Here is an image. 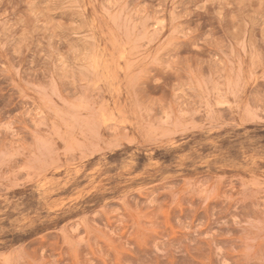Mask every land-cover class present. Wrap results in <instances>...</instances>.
<instances>
[{
  "label": "rangeland",
  "instance_id": "1",
  "mask_svg": "<svg viewBox=\"0 0 264 264\" xmlns=\"http://www.w3.org/2000/svg\"><path fill=\"white\" fill-rule=\"evenodd\" d=\"M0 264H264V0H0Z\"/></svg>",
  "mask_w": 264,
  "mask_h": 264
}]
</instances>
